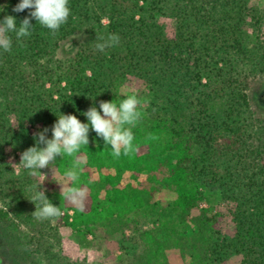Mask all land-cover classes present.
<instances>
[{
	"label": "trees",
	"instance_id": "trees-1",
	"mask_svg": "<svg viewBox=\"0 0 264 264\" xmlns=\"http://www.w3.org/2000/svg\"><path fill=\"white\" fill-rule=\"evenodd\" d=\"M19 2L0 0V21L12 15L19 25L30 11L14 12ZM69 8L56 36L32 19L29 37L18 42L11 33V51L0 49V179L12 177L1 189L8 205L0 220L41 229L38 238L24 235L17 264H52L34 256L41 248L52 253L43 231L53 220L83 238L125 236L141 214L152 226L141 232L143 250L132 264H264V132L248 123L246 84L252 71L264 74V7L252 0H69ZM164 17L173 19V30ZM110 33L119 44L96 50V37ZM77 34L84 40L76 54L53 66L54 47ZM133 94L141 117L125 127L136 151L114 158L90 129L89 144L77 153L82 210L61 194L73 157H58L39 170L44 176L24 169L13 179L5 152L36 146L29 125L48 128L51 139L60 114L88 123L90 107ZM36 180L63 215H32ZM214 189L227 211L204 206ZM228 218L231 236L223 232Z\"/></svg>",
	"mask_w": 264,
	"mask_h": 264
},
{
	"label": "clouds",
	"instance_id": "clouds-1",
	"mask_svg": "<svg viewBox=\"0 0 264 264\" xmlns=\"http://www.w3.org/2000/svg\"><path fill=\"white\" fill-rule=\"evenodd\" d=\"M25 10L30 11L19 25L12 15H7L0 21V49L3 51H11V33L15 34L18 42L31 35L32 19L50 30L52 36H56L71 14L69 0H20L13 8L16 13ZM96 39L101 41L95 45L96 50L102 53L106 48L115 47L120 42V37L115 33H110L107 37L98 36ZM140 103L141 101L135 94L127 96L118 105L113 101L102 100L99 102V110L93 106L83 113L88 123H82L77 116L72 114H60L51 127L52 138L49 139L46 136L48 128L34 133L36 146L29 147L21 153L18 165L29 170V175L40 176L43 174L39 170L49 167L58 157L63 155L73 157L72 167L64 173L65 180L70 182L69 185L59 184L64 198L82 210L86 190L74 186L80 180V171H82L80 166L83 163L77 157V153L80 152L82 146L89 144L90 129L103 139L106 146H111V154L114 158L118 159L121 153L125 156L133 154L136 148L131 127H135L141 117V112L138 111ZM126 125L131 127H125ZM154 138L149 137V139ZM40 185L33 186L30 201L35 204L36 210L32 215L37 220L59 217L62 214L60 207L52 204L46 197L45 191L40 189Z\"/></svg>",
	"mask_w": 264,
	"mask_h": 264
},
{
	"label": "rangeland",
	"instance_id": "rangeland-1",
	"mask_svg": "<svg viewBox=\"0 0 264 264\" xmlns=\"http://www.w3.org/2000/svg\"><path fill=\"white\" fill-rule=\"evenodd\" d=\"M252 4L264 7V0H252ZM103 22L107 24L108 20L105 19ZM161 22L169 30L175 28V23L171 18L164 17ZM83 40L84 35L77 34L61 41L54 47L50 57L52 65H67L78 51ZM246 84L251 104V116H249L248 123H252L255 130L258 131L260 129V132H264V74L259 71H252L248 75ZM11 122L14 123V119H11ZM37 126L29 125L32 133L36 132ZM20 155V152H14L11 148L5 152L6 162L9 164L12 173H14V180H16V177L23 178L24 176V169L18 165L20 163ZM6 177L8 179L9 175ZM9 178L12 179V177ZM7 179H0V208L8 205L1 190ZM41 181L36 180V183L41 184ZM41 190L45 191L44 188ZM207 193L210 201L204 203V206L212 205L218 210H228L222 202L219 190L214 189ZM12 221L13 223H4L0 220V264H17V251L22 248L20 243H23L26 239L24 235L37 238L40 235L41 229L39 226L26 224L15 218ZM151 226L150 218L146 214H141L139 223L136 226L137 229L134 227L127 229L125 236H109L102 232L97 236L90 235L87 238H83L82 235L73 232L69 227L59 225L57 221L53 220L51 228L49 229L48 226L47 231H43L45 235L49 232L48 243L52 245V253L48 255L44 248H41L34 258L38 261L39 257L43 259L47 257L52 260V264H132L134 258L143 250L140 234ZM233 231V224L228 218L223 232L225 235L231 236ZM57 239H59V242ZM35 247L37 248L36 244L29 246L30 249L34 250L36 249ZM31 260L33 259L26 258L24 261L27 264L31 263ZM232 264H239V261L233 259Z\"/></svg>",
	"mask_w": 264,
	"mask_h": 264
}]
</instances>
